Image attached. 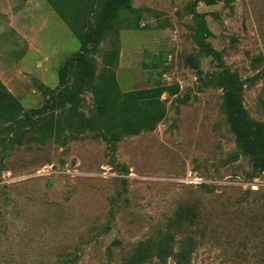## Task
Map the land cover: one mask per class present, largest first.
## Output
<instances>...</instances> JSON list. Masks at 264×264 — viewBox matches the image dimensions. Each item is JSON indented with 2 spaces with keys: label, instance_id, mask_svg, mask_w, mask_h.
<instances>
[{
  "label": "rangeland",
  "instance_id": "rangeland-1",
  "mask_svg": "<svg viewBox=\"0 0 264 264\" xmlns=\"http://www.w3.org/2000/svg\"><path fill=\"white\" fill-rule=\"evenodd\" d=\"M85 2L70 7L83 30ZM196 12L264 126V0H131L118 34L88 46L75 112L59 108V73L76 86L79 37L48 0H0V80L26 113L55 103L61 123L37 141L0 120V264H264V173L238 145ZM111 71L121 92L163 88L153 129H105L94 88ZM78 111L92 129L71 127Z\"/></svg>",
  "mask_w": 264,
  "mask_h": 264
},
{
  "label": "trees",
  "instance_id": "trees-1",
  "mask_svg": "<svg viewBox=\"0 0 264 264\" xmlns=\"http://www.w3.org/2000/svg\"><path fill=\"white\" fill-rule=\"evenodd\" d=\"M55 11L66 21L68 26L81 40V51L77 55L76 69L73 72L76 86L65 85V75L59 73L60 84L64 89L59 93V108L65 103L72 105V112L80 107V93L89 87L93 81L94 60L89 55L88 46H97L108 32L116 35V21L120 15L131 10V0H88L83 12L92 14L93 24L85 30L77 23L71 5H78L82 0H48ZM218 0H194V6L200 3L215 5ZM98 4L96 9L95 4ZM80 8V7H79ZM197 33L196 39L200 50L208 57L213 58L220 68L219 84L225 95V108L228 121L236 135L239 147L249 154L255 166L264 173V126L254 121L243 103L242 84L237 73L225 66L222 53L209 41L212 36L205 14L196 12ZM101 114L104 118L105 129L113 133L121 131L125 134H139L144 130L153 129L165 116V105L161 99L163 88L154 87L146 90L121 92L118 88L114 71L109 74L108 81L103 89L96 86ZM56 104L46 105L43 108L26 113L19 101L11 94L0 80V120L11 118L13 133L19 140L32 137L37 141L48 140L60 133V120L55 114ZM75 122L70 125L77 131H87L93 128V117L83 111H78Z\"/></svg>",
  "mask_w": 264,
  "mask_h": 264
}]
</instances>
